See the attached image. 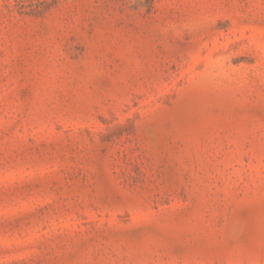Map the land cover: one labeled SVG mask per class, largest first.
<instances>
[{"label": "rangeland", "instance_id": "rangeland-1", "mask_svg": "<svg viewBox=\"0 0 264 264\" xmlns=\"http://www.w3.org/2000/svg\"><path fill=\"white\" fill-rule=\"evenodd\" d=\"M0 264H264V0H0Z\"/></svg>", "mask_w": 264, "mask_h": 264}]
</instances>
